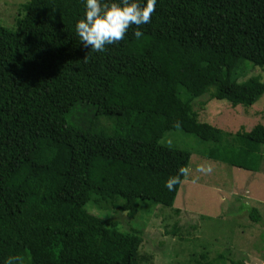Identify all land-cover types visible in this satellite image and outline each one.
Wrapping results in <instances>:
<instances>
[{
  "label": "trees",
  "instance_id": "1",
  "mask_svg": "<svg viewBox=\"0 0 264 264\" xmlns=\"http://www.w3.org/2000/svg\"><path fill=\"white\" fill-rule=\"evenodd\" d=\"M83 14L84 0H28L15 28L0 24V264H153L142 231L104 212L173 208L185 178L165 182L192 151L162 145L169 131L209 143L207 159L254 172L264 162L263 125L226 132L194 109L205 95L201 105L232 107L264 95L261 76H246L264 67V0H158L141 36L131 25L103 53L76 34Z\"/></svg>",
  "mask_w": 264,
  "mask_h": 264
},
{
  "label": "rangeland",
  "instance_id": "2",
  "mask_svg": "<svg viewBox=\"0 0 264 264\" xmlns=\"http://www.w3.org/2000/svg\"><path fill=\"white\" fill-rule=\"evenodd\" d=\"M27 1L0 0V24L15 28L19 9ZM252 74H259L264 81V67L256 66L246 76ZM207 97L194 101L199 120L232 133L249 131L257 124L264 126V95L248 107H232L218 99L201 105ZM104 119L100 117L98 125L104 127ZM160 143L192 151L189 175L180 186L173 208L143 201L142 210L133 219L120 211L104 214L117 221L123 232L142 231L140 252L152 255L153 264H196L203 254L211 264H264V162L254 172L207 159L201 152L210 144L181 129L169 131ZM90 206L92 213L100 211ZM252 208L262 217L259 223L250 219ZM176 227L184 239L172 234Z\"/></svg>",
  "mask_w": 264,
  "mask_h": 264
},
{
  "label": "clouds",
  "instance_id": "3",
  "mask_svg": "<svg viewBox=\"0 0 264 264\" xmlns=\"http://www.w3.org/2000/svg\"><path fill=\"white\" fill-rule=\"evenodd\" d=\"M158 0H84V14L75 23L80 41L93 52L103 53L107 45L123 40L131 25L134 35H142L140 26L150 23ZM189 168L182 166L170 175L165 187L173 191L187 178ZM7 264H22L21 257H10Z\"/></svg>",
  "mask_w": 264,
  "mask_h": 264
}]
</instances>
